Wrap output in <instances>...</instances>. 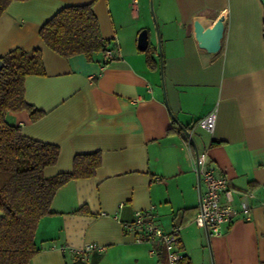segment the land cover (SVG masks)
<instances>
[{
	"label": "crops",
	"instance_id": "1",
	"mask_svg": "<svg viewBox=\"0 0 264 264\" xmlns=\"http://www.w3.org/2000/svg\"><path fill=\"white\" fill-rule=\"evenodd\" d=\"M88 3L113 50L105 65L61 56L39 35L63 6ZM220 16L221 46L210 53L195 40L193 22L210 28ZM143 29L148 45L140 49ZM33 47H41L46 73L25 77L24 99L43 114L33 121L23 109L7 121L59 147L47 177L71 171L77 154L99 152L101 163L93 176L56 190L30 264H74L61 248L88 243L97 249L79 263L167 264L162 245L136 242L127 226L146 209L165 230L180 226L176 247L191 264H264V0L12 1L0 15V56ZM211 111L214 129L195 126L189 142L185 132ZM201 152L231 184L234 206L253 195L248 216L240 211L218 236L193 222V157Z\"/></svg>",
	"mask_w": 264,
	"mask_h": 264
},
{
	"label": "trees",
	"instance_id": "2",
	"mask_svg": "<svg viewBox=\"0 0 264 264\" xmlns=\"http://www.w3.org/2000/svg\"><path fill=\"white\" fill-rule=\"evenodd\" d=\"M12 1L0 0V15ZM39 35L61 56L83 54L88 60L108 63L100 57L108 42L101 36L92 3L63 6L42 23ZM150 59L149 55V63ZM0 61V264H30L37 252L38 221L51 213L56 190L71 179L93 176L101 156L99 152L77 154L71 171L45 176V167L59 157V147L23 135L19 126L6 119L9 112L23 109L33 121L42 116L41 110L24 99L25 77L46 73L42 49L14 48L0 56ZM181 263L191 264L186 255Z\"/></svg>",
	"mask_w": 264,
	"mask_h": 264
},
{
	"label": "built area",
	"instance_id": "3",
	"mask_svg": "<svg viewBox=\"0 0 264 264\" xmlns=\"http://www.w3.org/2000/svg\"><path fill=\"white\" fill-rule=\"evenodd\" d=\"M132 1L136 3L137 0ZM102 55L106 63L110 62L113 59V50L107 47ZM195 126L212 131L215 126V112L211 111L197 119L185 132L189 142ZM193 170L197 174L199 190V202L193 222L196 226L204 228L208 237L221 235L222 225L231 222L240 211L248 216L250 209L248 197L253 196L252 193H243L240 208L234 206L231 184L225 176L215 173L214 167L207 161L205 152L194 155ZM118 206L122 207V203ZM127 226L131 229L136 242L162 245L166 251L167 264H182L183 254L176 247L180 226H175L170 231L165 230L151 209L135 210L134 217ZM61 249L70 251L74 262L88 263L90 252L97 249V244L88 243L78 248L63 246ZM154 251L153 249L152 252Z\"/></svg>",
	"mask_w": 264,
	"mask_h": 264
},
{
	"label": "water",
	"instance_id": "4",
	"mask_svg": "<svg viewBox=\"0 0 264 264\" xmlns=\"http://www.w3.org/2000/svg\"><path fill=\"white\" fill-rule=\"evenodd\" d=\"M212 23V22H209ZM207 29V31H205ZM194 37L198 45L207 52L215 53L221 46V39L224 32L223 16H220L210 28L206 27L203 22L196 18L193 22ZM148 45V35L146 29L140 31L138 35V47L145 49ZM3 63L0 61V68ZM3 213L0 211V216Z\"/></svg>",
	"mask_w": 264,
	"mask_h": 264
}]
</instances>
